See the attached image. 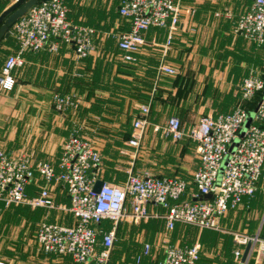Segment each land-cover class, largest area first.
<instances>
[{
    "label": "crops",
    "instance_id": "0c3cea01",
    "mask_svg": "<svg viewBox=\"0 0 264 264\" xmlns=\"http://www.w3.org/2000/svg\"><path fill=\"white\" fill-rule=\"evenodd\" d=\"M67 5V18L72 23L93 27L97 32L95 48L85 58L77 59L74 48L58 42L57 50L49 48L26 51L23 64L12 71L14 84L10 90L0 89V149L8 154L27 152L34 160L57 162L62 142L76 133L93 142L102 158L99 179L117 184L129 172L149 171L158 176L180 177L189 184L179 201L195 200V187L190 183L192 172L198 167L196 143L189 137L179 141L164 136L162 129L170 116L180 120L181 127L189 129L200 117L229 113L241 98L242 79L250 72L264 78V45L246 41L234 33L238 15L253 0H180L179 20L170 44L165 47L167 28L150 27L144 33V44L134 62H125L117 47L115 34L129 30V20L116 11H105L97 6L95 16L86 19L70 14L72 0ZM12 2L0 0V13ZM69 3V4H68ZM229 11L230 18L216 15ZM119 16L117 18L115 14ZM117 18V19H116ZM85 20V21H84ZM0 41V67L7 55L15 53L18 44L11 34ZM161 63L172 66L176 74L158 71ZM69 93L78 100L75 107L57 111L52 103L54 93ZM259 94L252 101L243 102L251 111ZM141 105L149 107L146 125L137 147L127 139L133 130V120L140 114ZM264 126V123H258ZM37 172L26 186L29 195L43 185ZM51 193L58 205L68 208L70 198L61 182H51ZM5 208L0 201V213ZM151 216L147 220L163 222L166 209L147 203ZM41 221L72 225L74 218L67 209H32ZM128 220H121L115 231V243L107 264H160L168 245L181 247L199 243L197 264H237L232 244V232L258 234L264 239V163L263 176L256 183L252 196H245L237 208H229L220 217L223 231L202 229L191 242L166 241L163 255H156L150 241L141 246L125 241L117 243L119 229ZM181 223H175L176 230ZM104 230L111 227L106 221ZM37 229V227H36ZM220 238V239H219ZM36 243V241H35ZM145 243L150 249L141 254ZM35 253L14 258L9 264H79L69 256L46 254L36 243ZM154 246V247H153ZM257 242L246 257V264H264V249ZM246 245H241V257ZM154 248V249H153ZM207 248L210 252L207 253ZM0 260H2L0 258ZM90 264V263H89Z\"/></svg>",
    "mask_w": 264,
    "mask_h": 264
},
{
    "label": "built area",
    "instance_id": "2783aa9c",
    "mask_svg": "<svg viewBox=\"0 0 264 264\" xmlns=\"http://www.w3.org/2000/svg\"><path fill=\"white\" fill-rule=\"evenodd\" d=\"M14 2L15 0H9ZM180 0H121L119 15L129 20V30L114 35L117 47L125 62H134L144 44L143 33L150 27L167 28L164 49L173 37L179 20ZM68 8L63 0H38L13 24L11 34L18 49L6 56L0 67V89L10 90L14 84L12 71L23 64L22 54L49 48L56 51L58 42L71 45L77 59L94 50V38L98 32L89 25L72 23L67 18ZM216 15L231 17L229 11ZM234 33L246 41L264 45V0H253L235 22ZM158 71L176 74V69L161 63ZM241 98L233 111L217 116L206 115L185 130L176 116H170L162 129L164 136L179 141L189 137L196 143L198 167L192 172L190 183L195 187V200L179 201L188 182L180 177L158 176L149 171L129 172L124 181L117 184L105 182L98 192L94 184L101 171V154L93 142L71 133L61 145L57 162L58 171L51 161L34 160L27 152L8 154L0 149V201L5 208L25 205L32 209H67L74 223L39 222L35 241L44 253L69 256L79 264H107L115 241V231L121 220L138 222L151 214L147 203L159 204L166 209L165 227L172 230L175 223H186L200 229L223 231L220 217L229 208H237L245 196H252L256 183L263 176L264 163V78L250 72L242 79ZM259 97L253 109L254 116L245 133L240 132L251 110L243 102ZM79 100L69 93H54L52 103L57 111L75 107ZM149 107L141 105L140 114L133 120V130L127 143L137 147L140 143ZM239 138L230 152V145ZM226 157L220 170L222 160ZM35 172L44 182L32 195L26 186L34 179ZM61 182L70 198L68 208L58 205L51 193V182ZM211 194L209 199H198ZM1 210V209H0ZM109 221L111 227L101 224ZM237 248L234 258L241 259V245L251 242V248L264 239L258 234L232 232ZM250 248V249H251ZM145 243L137 261L149 253ZM199 243L191 246L168 245L160 264H197ZM0 264H9L0 260ZM246 264V261L243 263Z\"/></svg>",
    "mask_w": 264,
    "mask_h": 264
},
{
    "label": "rangeland",
    "instance_id": "374dc122",
    "mask_svg": "<svg viewBox=\"0 0 264 264\" xmlns=\"http://www.w3.org/2000/svg\"><path fill=\"white\" fill-rule=\"evenodd\" d=\"M119 0H72L69 4L70 14L76 20L78 16L87 19L96 15L97 6H101L105 11H116ZM117 18L119 16L115 14ZM116 18V19H117ZM85 21V20H84ZM264 74V71H263ZM231 152V148L229 149ZM226 157L222 160L220 170L224 166ZM32 209L24 207H13L8 211L0 213V258L3 261H11L14 258L26 257L35 253V233L38 219ZM103 223H106L104 221ZM119 229V239L117 243L125 241L141 246L142 242L150 241L157 248L156 255H163V248L166 241L191 242L202 229L186 223H181L176 230H167L163 222L157 223L154 220H140L138 222L125 221ZM237 232H240L237 230ZM242 233V232H241ZM220 239V238H219ZM232 244L235 245L232 235ZM154 247V246H153ZM154 249V248H153ZM207 253L210 248H207ZM36 254V253H35Z\"/></svg>",
    "mask_w": 264,
    "mask_h": 264
},
{
    "label": "water",
    "instance_id": "95a60500",
    "mask_svg": "<svg viewBox=\"0 0 264 264\" xmlns=\"http://www.w3.org/2000/svg\"><path fill=\"white\" fill-rule=\"evenodd\" d=\"M38 0H15L12 2L6 9H4L0 13V41L3 38H6L9 35V29L13 26V24L20 18L23 14H25L29 8L34 6ZM254 116V112L251 111L247 120L244 123V126L240 132V136L245 133L247 126L251 123ZM239 138H236L233 143L230 145L231 151L236 147L238 144ZM104 181L98 179L94 184V191L98 192L103 185ZM211 194H204L200 196L198 199H209ZM251 242L246 244L244 253L240 259L238 264H243L246 260L247 254L249 249L251 248Z\"/></svg>",
    "mask_w": 264,
    "mask_h": 264
},
{
    "label": "trees",
    "instance_id": "16d2710c",
    "mask_svg": "<svg viewBox=\"0 0 264 264\" xmlns=\"http://www.w3.org/2000/svg\"><path fill=\"white\" fill-rule=\"evenodd\" d=\"M115 243V242H114ZM114 245V244H113Z\"/></svg>",
    "mask_w": 264,
    "mask_h": 264
}]
</instances>
